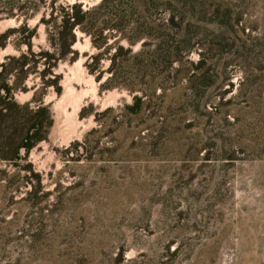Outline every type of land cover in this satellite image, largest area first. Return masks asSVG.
Listing matches in <instances>:
<instances>
[{
	"label": "rangeland",
	"instance_id": "1",
	"mask_svg": "<svg viewBox=\"0 0 264 264\" xmlns=\"http://www.w3.org/2000/svg\"><path fill=\"white\" fill-rule=\"evenodd\" d=\"M101 1L41 0L9 17L1 4L0 71L50 48L40 20L51 6L79 4L98 23L129 17V0L96 10ZM190 4L198 47L181 65L193 79L157 88L138 114L125 87H101L123 39L109 37L97 62L76 30L74 60L52 68L59 93L33 71L15 87L19 104L35 106V92L52 124L24 159L0 157V264H264V0Z\"/></svg>",
	"mask_w": 264,
	"mask_h": 264
},
{
	"label": "trees",
	"instance_id": "2",
	"mask_svg": "<svg viewBox=\"0 0 264 264\" xmlns=\"http://www.w3.org/2000/svg\"><path fill=\"white\" fill-rule=\"evenodd\" d=\"M120 1L102 0L96 10L113 3L119 6ZM40 2L41 0H0V7L2 4L8 17L14 16V11L22 14L27 12L30 15L37 11ZM128 5L129 17L126 12L122 13L119 9L114 14H109L116 18L114 22L102 20L98 23L96 15L98 12L82 10L80 5L75 3L51 6L49 18L44 20L41 17L40 21L48 30L47 40L50 48L36 53L21 52L17 57L11 58L13 63L8 69L0 71V157L2 161L19 162L25 157L19 156L21 149L27 154L32 147L46 138L48 128L52 124L47 106L42 105V102L35 98V92L32 95V99H35L33 107L25 103L19 104L11 94L16 86L23 83L30 71L39 75L43 87L52 85L59 93L60 76L54 74L52 68L57 62L66 58L69 61L74 60L75 52L71 46L76 41V30L89 35L93 46L100 49L94 57L97 62L109 53L111 48V44L107 43L109 37H112L113 41L123 39L127 42V48L119 46L111 54L108 67L110 75L101 87H125L132 93V102L125 109L130 114H138L150 102L157 88L163 90L169 83L174 85L180 77L187 76V83L193 79L191 75H188V68L181 65L186 60V56L198 47L194 37L195 30L200 29V26L190 20L194 13L190 0H129ZM160 12H165L166 17L158 18L157 15ZM25 23L24 20L21 23V32H26L28 39L33 31H27ZM7 33L0 34V41L6 37ZM138 41H141L138 50L131 53V46ZM2 45L0 43V46ZM29 61L32 67L27 69L25 67ZM40 63L43 64V69L37 72L35 69ZM202 63L203 58L199 59L197 64L202 65ZM12 71L16 72L17 81L9 85L6 75ZM130 76L133 81L131 85L127 84ZM137 77L144 86V90L140 89L142 91L140 95L134 93L137 91L134 87V79ZM95 79H100V72Z\"/></svg>",
	"mask_w": 264,
	"mask_h": 264
},
{
	"label": "bare ground",
	"instance_id": "3",
	"mask_svg": "<svg viewBox=\"0 0 264 264\" xmlns=\"http://www.w3.org/2000/svg\"><path fill=\"white\" fill-rule=\"evenodd\" d=\"M77 109V108H76ZM73 111V110H72Z\"/></svg>",
	"mask_w": 264,
	"mask_h": 264
}]
</instances>
